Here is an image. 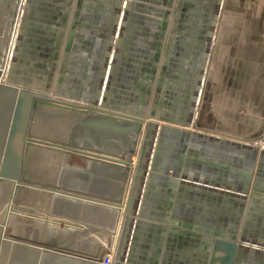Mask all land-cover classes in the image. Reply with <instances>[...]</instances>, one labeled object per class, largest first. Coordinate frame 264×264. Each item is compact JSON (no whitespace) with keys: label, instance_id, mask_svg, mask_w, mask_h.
<instances>
[{"label":"crops","instance_id":"1","mask_svg":"<svg viewBox=\"0 0 264 264\" xmlns=\"http://www.w3.org/2000/svg\"><path fill=\"white\" fill-rule=\"evenodd\" d=\"M225 1L228 8L222 7L211 29L215 8ZM17 33L8 56L14 85L68 103L98 99L119 109L129 106L170 137L179 131L194 135L192 124L200 113L205 117L197 124L203 138L195 135L184 146L191 152L183 156L184 170L174 173L169 166L178 157L172 141L166 144L171 158L160 156V165L154 163L167 173L131 171L121 208L83 204L79 213L87 220L72 217L109 235L102 249L112 245V264H211L223 235L239 241L244 235L251 241L243 243H249L246 253L258 252L264 243V192L241 185L245 172L236 165L261 159L260 150L248 147L264 138V0H25ZM83 134L92 138L89 130ZM104 135L112 141L109 148L120 146L118 137ZM157 143L155 135L152 147ZM138 148L140 143L136 156ZM128 156L135 169L137 160ZM115 181L123 186V179ZM120 190L103 195L116 199ZM127 200L136 206L126 215ZM240 202L250 205L242 218ZM72 226L73 242L87 235L85 227ZM78 243L61 247L89 257L102 250ZM244 261L255 264L252 258Z\"/></svg>","mask_w":264,"mask_h":264},{"label":"water","instance_id":"2","mask_svg":"<svg viewBox=\"0 0 264 264\" xmlns=\"http://www.w3.org/2000/svg\"><path fill=\"white\" fill-rule=\"evenodd\" d=\"M1 2L4 3L1 4ZM21 2L22 0H0V29L6 27L3 32H0V186L4 181H11L17 186L25 184L51 195L57 193L60 197L75 199L82 203L120 207L124 194L127 193L131 172L126 158L128 155H135L140 143L138 151L140 150L141 160L136 175L139 173L147 175L145 171L147 161L145 162L144 159L149 157L146 153L152 146L157 125L148 121L149 117L146 118V115L134 113L127 108L112 107L104 100L100 104L98 99L88 100V105L68 103L53 99L47 92H40L30 86L11 83L9 71L5 75L4 67L13 43L12 33L20 16ZM216 19L215 17L210 26L211 29H215ZM59 122L69 123L71 128L67 133L71 136L66 140L55 138L54 134L46 133L43 129L47 126L53 130V123ZM86 130L90 131L92 138L83 134ZM104 133L111 137H118L116 139L120 140V146L115 150L109 148L107 143L112 141L108 140ZM194 137L195 135L190 140L193 141ZM262 155L263 158L259 160V171L260 176L264 177V154ZM71 159H76L77 164H74V167L69 164ZM39 160L42 164L47 161L57 164L58 175H63L64 169H77L78 172L88 176L99 172L101 168L104 174L118 175L119 173L123 179L120 195L113 199L86 188H72L68 182L62 183L61 177V181L56 178L54 182L31 177L29 166L32 161L37 163ZM257 186L263 189V180L260 182L257 180ZM135 187L137 188V185L133 187V190ZM135 206L136 203L133 200H127L126 215L131 214L130 211L135 210ZM1 237L0 234V264H103L106 254V250L102 249L100 256L95 259V257L65 248L46 246L23 238L14 237L16 240L9 239L7 243ZM244 241L250 240L244 235H241L240 241L235 236L227 238L223 235L216 241L217 249L211 264L216 263L215 254L217 255L218 249L221 250L219 251L222 257L224 256L221 257L219 264H241L244 261L243 255L247 254ZM262 248H264L263 245ZM17 252L22 253L20 258ZM254 257L255 260H253ZM251 258L255 264H264V256L261 259L260 256L252 253L248 255V259Z\"/></svg>","mask_w":264,"mask_h":264},{"label":"rangeland","instance_id":"3","mask_svg":"<svg viewBox=\"0 0 264 264\" xmlns=\"http://www.w3.org/2000/svg\"><path fill=\"white\" fill-rule=\"evenodd\" d=\"M24 1L25 0H22V2H23L22 6L24 4ZM223 3H224V1H223ZM223 5L224 6H222V4L220 6L217 5L215 8L216 14L218 16L221 15V13H222V7H223V10H225V12L228 8V4L226 1H225V4H223ZM5 29H6V27H4L3 29H0V32H3ZM17 31H18V22H17L16 27H15L14 40H16L18 37ZM14 40H13V42H14ZM212 42H213V40H211V43ZM211 45L212 44H210V46ZM211 47H210V49H211ZM9 53H10V51H9ZM9 68H10L9 63L7 60L6 67H5V75L8 73ZM4 79H5V77H4ZM20 85L26 86V87L29 86V85H25V84H20ZM53 99H56V98L53 97ZM127 106L125 105V108ZM127 108H129V106ZM198 117L199 118L197 119V124H200V120L201 121L204 120L205 117H202L201 113ZM197 124H196V126H194V123L192 124L193 125V126H191L192 130L196 132V133H194V132H192V133L194 135L200 136V138H203V132L204 131H201L197 127ZM157 127L159 129V132H158V134L155 133V135L157 136L158 143H157V146L155 148H154V146L153 147L150 146V148L148 149V152L146 153L147 156H149V157L148 158L145 157V159H144L145 162L147 161V163H146L147 168L145 171H159V172L167 173L163 169L156 168V166H155L156 164L154 165V163H155V160L158 159L160 156L161 157L164 156L166 158L169 157V159L171 158L170 152L168 151V146L166 147V144L168 145V144L172 143V141L174 142L173 145L175 144L176 147L179 146L178 148H175L173 150L174 153H172V155H173V157L178 155V157L172 158L171 159L172 163L169 164V166H172L170 168L174 173H176L177 171L184 170V163L182 162V159L184 158L183 156L185 155L186 151L188 152V154L191 153L189 150H187L186 147L184 149V146L185 145L187 146L189 144V142H191L190 139L194 135H192L190 133L191 131H179V134H177V137H173V136L170 137L169 136L170 134L167 135V131H166V129L165 130L163 129L162 125H159V126L157 125ZM69 128H70L69 123L65 124L62 122L53 123V130L47 128V126L43 127V129L46 133L54 134L55 136H53V137L59 138L60 140L61 139L66 140L68 137L71 136L70 134L67 135ZM186 129H189V126L185 127V130ZM173 132L174 131H172V133ZM211 134L216 135L218 133H211ZM155 135H154V137H155ZM216 137H220V136L217 135ZM263 140H264V138L257 140L254 143H249V144L253 145V146L255 145V147L258 148L261 144H264L262 142ZM151 147H152V152L154 151V156L150 153ZM259 148H260L259 150L261 151L260 156L262 159L263 158L262 152H264V147L260 146ZM139 151H138L137 156L136 155L133 156V158H135L137 161L135 159H132V160L136 161V163L134 165L135 169H133V167L129 163L130 168H131L130 170L131 171L134 170V173L137 172V167L139 165V161L141 160L140 159L141 157L139 156L140 155ZM132 160H130V162ZM70 161H71V163H69V164H71L72 167H74V164H77L76 159H71ZM156 161H157V164L159 166L160 162L158 160H156ZM254 162H255V160H254ZM256 162H257L256 165L253 164L250 166L245 165V164L236 165L238 168L239 167L241 168V169H236V171L238 170V172H239V170H240V172H245V174L241 173V176H240L241 185L244 184V186H247L249 191H251V190L260 191L261 195H262L264 192V177L260 176V171H259L260 170L259 169V165H260L259 162L260 161H256ZM132 163H134V161H132ZM56 165L57 164H52L50 161H47L44 164L40 163V160L37 163H34V161H32L30 166H29V174L31 177L38 178V179H40L42 181H46V182H54L56 178H59L58 179L59 181H61V179H63L65 181H67L70 185H72L73 183H77V185H78V183L84 184V183L88 182V175H85L83 173L78 172L77 169L76 170L75 169H71V170L70 169H64V174L58 175L59 172H58V167H56ZM45 166H47V168ZM246 166H248V169L243 168ZM48 171H50V172H48ZM71 172H75V173L77 172L78 175H70ZM104 173L105 172L103 171V169L102 170L99 169V172L93 173L94 176H96L97 178H100V179H97L96 182H94L95 184H93L94 185L93 188H95V190H90L92 187V185L90 183H88V186L86 184V189H88L91 192H95V193H101L100 191L103 192L105 190L104 192L107 193L108 190L104 189L103 186H101V184H103L105 187L109 188L110 190H114L115 187H119L122 189V187H123L122 185H118V184L115 185L113 183L110 184L109 181L103 180L104 176L107 174V173L106 174H104ZM54 174H56V175H54ZM107 176H110V181L113 180V182L116 183L115 180L118 178L114 177L112 174H107ZM60 177H61V179H60ZM261 179L263 180V189H259L258 186L255 187L256 189H254L255 180H256V182H257V180H259V182H260V181H262ZM117 181H119V180H117ZM97 182H100V183L98 184ZM8 184L11 186L10 191H9V189L6 188L0 192V234L2 235L1 239L6 240L5 242L9 243V239L16 240L14 237H17V238H23V239L31 240L33 242H39V243L46 245V246H51V245L54 246L57 241L64 240L63 242H61V245L65 244L68 246H73L75 244V242H79L78 244H80L81 247L86 248V249H90V248H96L97 249L98 248L97 252L100 249H102V246H108V241H109L110 237H109V235H106L107 233L105 234L104 232H96V231H93L91 229L90 230L87 229V227L90 226L88 223L89 221L87 222V221L81 220V221L77 222V220H73V218H72L73 216H76V217L82 216L84 220H87L86 217H88V215H80L78 207H77V209L75 208L76 211H75V209L70 210V209H64V208H60L61 211H57V208H56V211H55V206H52V203L50 202L51 201L50 199L52 197L51 194L43 192L39 189H35L34 187L28 186L25 184L17 186L16 189H13L14 187L12 184H10V183H8ZM245 194H246V192H245ZM117 195H120L119 192L117 193ZM123 200H124V197H123ZM251 200L255 201L256 197H251ZM10 203L14 204V208ZM79 203L80 204H77V205H79V207H81L80 205H83V204L84 205L89 204V203H82V202H79ZM8 204H9V207L7 208ZM243 206H245V205L244 204L242 206L240 205L241 214H243L242 211H245L246 208H247V211L250 209V207H249L250 205L247 207H243ZM7 210L11 211V214H12L11 217L7 218V213H8ZM68 210H69V212H71V214L68 212ZM110 212L111 213H109V214H111L113 216L116 214L113 211H110ZM85 213H86V209H84V214ZM262 213L263 212H261L260 214H262ZM76 217H74V218H76ZM106 218L107 217H105V218L103 217V219H105V220H106ZM73 223H75L76 225H81V226L85 227L84 229L83 228L82 229L85 230V232L87 233L86 236H84L83 238L80 237L78 239L79 241L75 240V242H73L72 234H68V233H71V231H73L72 230L73 229V226H72ZM2 227H3V230H2ZM9 228H11V229H9ZM58 228H60L61 231H57V230H59ZM79 228H80V226H79ZM223 232H224V234H227L226 230H223ZM209 241H212V239H209ZM114 242H115V238L113 239V243ZM262 242H264V241H262ZM252 243L254 245H257L256 242H254V240L252 241ZM262 245L264 246V243L258 244L257 248L255 250V251H258L256 253L258 256L261 257V259H262L261 255L264 253H261V255H259L258 253L260 251L264 250V249H262ZM110 246L112 247L111 244H110ZM244 246L250 248L249 243H247V245H244ZM215 247H216V243L214 245V252L217 249ZM69 249L72 251L74 248H69ZM219 250L220 249H218V251ZM21 254H22L21 252H17V256L19 258L21 256ZM250 254L251 253L243 255V259H248V255H250ZM253 255H254V253H253ZM99 256H100L99 253L96 255H93V257H95V259H97ZM222 258L216 259V263H219ZM5 261L6 260H4V262ZM244 262L245 261L241 262V264H246Z\"/></svg>","mask_w":264,"mask_h":264},{"label":"flooded vegetation","instance_id":"4","mask_svg":"<svg viewBox=\"0 0 264 264\" xmlns=\"http://www.w3.org/2000/svg\"><path fill=\"white\" fill-rule=\"evenodd\" d=\"M128 158H130V159H132L133 157L132 156H128ZM101 169H103V168H101ZM100 169V170H101ZM77 173V172H76ZM75 172H71L70 173V175H78V173L76 174ZM118 175H116L115 173H113L112 175L114 176V177H116V178H118L117 180H119V178H120V180H122V175L120 176V174L119 173H117ZM90 177H92V179H90ZM89 177V179H88V182L87 183H84V184H79L78 183V185H77V183H73L72 185H70L69 184V186H71L72 188H76V189H85L86 188V184H87V186H88V183H90L91 185H92V187H91V189L90 190H95V188H93V184H95L94 182H96V180L97 179H100V178H97L96 176H94V174H91V176ZM73 178V177H72ZM108 178H110V176H107V174L104 176V179H108ZM109 181V183L111 184V181L110 180H108ZM8 183H10V184H13V189H16L17 188V184L14 182H11V181H8ZM62 183H67V181H65V180H62ZM98 184L100 183V182H97ZM109 184V185H110ZM16 185V186H15ZM101 186H103V188L104 189H107V190H110L109 188H107V187H105L103 184H101ZM100 186V187H101ZM100 189V188H99ZM105 191V190H104ZM103 191V192H104ZM101 193H103L102 191H100ZM104 196H106V194L104 195ZM51 201V203H52V206H55V211H56V208H57V211H61V209L60 208H64V209H70V210H74L75 208L77 209V207L79 208V210L80 209H82V207H79V205L78 206H76L77 204H80L79 203V201H77V200H75V199H71V198H65L64 196H62V197H60V195H58L57 193H54V194H52V197H51V199H50ZM12 206H13V208H14V204H12V203H10ZM9 205V204H8ZM88 205H90V204H88ZM93 205V204H92ZM76 209H75V211H76ZM83 212H84V210H82ZM113 211H115L114 209H113ZM68 212H69V210H68ZM70 214H71V212H69ZM70 226V225H69ZM59 230H57V231H61L60 230V228H58ZM56 231V232H57ZM61 241V240H60ZM60 241H57L56 243H55V245L57 244V243H59ZM54 244V243H53Z\"/></svg>","mask_w":264,"mask_h":264},{"label":"bare ground","instance_id":"5","mask_svg":"<svg viewBox=\"0 0 264 264\" xmlns=\"http://www.w3.org/2000/svg\"><path fill=\"white\" fill-rule=\"evenodd\" d=\"M22 3L23 2H21V7H22ZM219 6V5H218ZM215 17L217 16V14H215L214 15ZM218 18V17H217ZM15 27H16V25H15ZM13 35V37H12V39L14 40V35H15V28L13 29V33H12ZM12 45V44H11ZM5 67H6V63H5ZM5 67H4V72H5ZM12 82V81H11ZM194 115V114H193ZM262 146H264V144H261ZM241 150H243V148H244V146L242 145V144H240L239 146H238ZM249 149L250 148H252V149H250V150H257V152L259 151V148L257 149V148H253V147H248ZM255 150L253 151L254 153H257V152H255ZM262 154H264V152H262ZM34 169V168H33ZM131 169V168H130ZM35 171V170H34ZM8 182V181H7ZM6 181H4L3 182V184L0 186V192L3 190V189H9V191H10V185L7 183ZM14 183V182H13ZM13 185V184H12ZM123 204V203H122ZM9 207V205L7 206V208ZM122 207V205L119 207V208H121ZM8 211V213H7V218L8 217H11L12 216V214H11V211L10 210H7ZM7 229V228H6ZM9 229H11V228H9ZM2 230H3V227H2ZM8 230V229H7ZM64 240H62V241H60L59 243H57L56 245H54V246H56V247H60V248H63V247H61L62 245H61V242H63ZM59 248V249H60ZM69 249V248H68ZM263 249V248H262ZM263 251H260L259 252V254H261ZM264 254H262V256H263Z\"/></svg>","mask_w":264,"mask_h":264},{"label":"built area","instance_id":"6","mask_svg":"<svg viewBox=\"0 0 264 264\" xmlns=\"http://www.w3.org/2000/svg\"><path fill=\"white\" fill-rule=\"evenodd\" d=\"M105 250H106V254H105L102 262H103V264H112L114 248L109 246V248L105 249Z\"/></svg>","mask_w":264,"mask_h":264}]
</instances>
